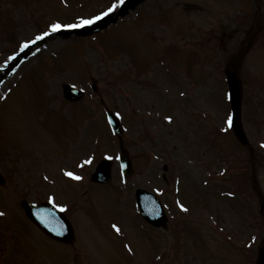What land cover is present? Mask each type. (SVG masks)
Returning a JSON list of instances; mask_svg holds the SVG:
<instances>
[{"label":"rangeland","instance_id":"1","mask_svg":"<svg viewBox=\"0 0 264 264\" xmlns=\"http://www.w3.org/2000/svg\"><path fill=\"white\" fill-rule=\"evenodd\" d=\"M109 2L0 0V98L9 90L0 101V174L5 179L0 194H9L12 205L13 196H21L18 188L24 183L33 184L36 189L31 194L39 197L40 173L32 167L39 163V170H48L55 183L46 185L47 190L57 199L66 193L68 214L73 215L76 232L80 229V237L76 234L71 245L73 264H150L156 252L161 257L160 263L154 264H257V255L264 248V152L256 146L264 142L263 0H145L103 31L83 38L48 32L36 42L44 23L39 11L47 14H43L47 19L61 20L52 24L77 23L116 4ZM28 40L35 43L19 48ZM232 62L243 88L242 124L251 133L240 157L235 152L238 145L230 148L233 135L228 131L222 134L223 124L219 123L229 110L224 101V72L233 69ZM91 78L96 80V92L90 88ZM65 82L83 87V97L66 101L61 90ZM105 107L121 111L130 129L124 134L128 145L136 148L138 142H148L149 134L157 153L161 148L160 155L173 169L166 166L163 171L164 161L149 160L144 153V157L136 158L135 175L128 177L127 184L120 182L113 165L107 188L92 186L89 176L101 151L113 154L116 150V139L104 127ZM165 113L173 117L172 123L164 120ZM213 120L219 124L213 125ZM185 128L192 134L187 135L184 145L190 146L199 159L206 154L209 162L213 159L214 150L210 153L207 143L225 149L227 156L222 155L228 161V175L211 174L207 179L205 163L187 162L181 143ZM166 153L170 155L166 157ZM73 162L82 169H71ZM69 169L81 179L65 181L64 172ZM173 171L181 184L184 178L193 182H187L193 194L189 200L192 212L173 207L169 224L163 229L168 239L162 237V230L151 231L144 239L145 232L140 237L142 230L135 227L139 218L135 219L132 200L123 188L146 187L163 200L170 199L166 202L172 205V189L164 185L162 175L170 173L171 185ZM226 178L231 183L246 180L245 188L253 198L247 195L243 199L247 206L253 203L254 223L239 218L241 211L228 205L231 199L224 196L226 190L221 192L227 187ZM245 188L233 190L242 194ZM20 220L16 215L15 221ZM114 224L122 228L116 235L119 238L108 230V225ZM0 227L6 228L5 234L14 232L12 224ZM29 230L37 233L31 227ZM8 240L5 249L12 245ZM25 240L14 241L18 251L6 252L5 258L2 250L0 264L33 263L42 248ZM88 243L97 256L82 259ZM127 247L131 252L127 253ZM134 251L142 259L135 256L132 260ZM22 253L28 260L21 257ZM59 256L68 257L69 253L62 250ZM46 263L43 259L41 264Z\"/></svg>","mask_w":264,"mask_h":264},{"label":"water","instance_id":"2","mask_svg":"<svg viewBox=\"0 0 264 264\" xmlns=\"http://www.w3.org/2000/svg\"><path fill=\"white\" fill-rule=\"evenodd\" d=\"M139 0H132V2L126 4L122 11L120 13H123L126 11L128 6L135 5L136 2ZM113 19L110 16L105 17L104 19L99 20L95 26L87 30L88 32L99 30L100 28L105 27L110 21ZM86 33V31H84ZM227 81L229 83V89H230V98H231V105H232V111H233V128L236 133V135L243 140V134L240 129L238 117H239V102H240V96H241V90L240 85L235 78V76L232 73H228ZM64 94L66 97L70 99H76L81 96L80 92H76L74 89H72L70 86H64L63 87ZM109 121L117 133L118 136L121 134V129L119 122L117 118L109 113ZM123 156L121 157L122 160V166L124 169V173L128 174L130 172V162L127 158V155L125 151H123ZM92 179L99 182H104L109 177V162L103 161L98 164L96 167L95 172L92 174ZM137 202L139 205L140 210L142 211L144 217L150 221L151 223L158 225L164 222V216L161 214L160 206L158 205V202L149 194H147L145 191L140 190L137 192ZM29 212V210H27ZM261 258V264H264V250L260 254Z\"/></svg>","mask_w":264,"mask_h":264},{"label":"snow or ice","instance_id":"3","mask_svg":"<svg viewBox=\"0 0 264 264\" xmlns=\"http://www.w3.org/2000/svg\"><path fill=\"white\" fill-rule=\"evenodd\" d=\"M116 7V4H113V6L111 7V8H109L107 11L108 12H111V11H113V9ZM105 15H107V12H102V13H100V15L99 16H94V17H92L91 19H86V20H82L81 21V24H60V23H55V24H52L50 27H51V29L53 30V31H56V30H58V29H61V28H75V27H79V26H82V25H86V24H91V23H93V21L94 20H99L102 16H105ZM50 33H48V32H44L42 35H39V36H37L36 37V40H41L44 36H48ZM30 43H35V41H28L25 45H24V47H27L28 46V44H30ZM167 119L168 120H171L172 118L171 117H167ZM231 117L229 118V121H228V123H229V125H231ZM66 175H68L69 177H74L75 179H81V177H79V176H76L74 173H72V172H67L66 173ZM63 207V206H62ZM180 207L183 209V210H185V211H187V209L185 208V206L183 205V204H180ZM4 213H0V215H3ZM113 228L117 231V232H119L120 231V229H119V227L117 226V225H113ZM253 239H255V237H253ZM129 250H131V249H129Z\"/></svg>","mask_w":264,"mask_h":264}]
</instances>
